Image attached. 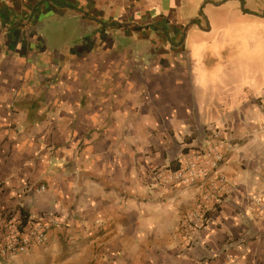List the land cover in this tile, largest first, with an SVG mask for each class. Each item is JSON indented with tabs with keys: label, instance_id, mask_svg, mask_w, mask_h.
Instances as JSON below:
<instances>
[{
	"label": "crops",
	"instance_id": "obj_1",
	"mask_svg": "<svg viewBox=\"0 0 264 264\" xmlns=\"http://www.w3.org/2000/svg\"><path fill=\"white\" fill-rule=\"evenodd\" d=\"M53 19L77 47H52ZM251 25L264 0H0V209L59 220L4 264H264V55L227 62ZM210 145L232 189L188 243L206 185L153 177Z\"/></svg>",
	"mask_w": 264,
	"mask_h": 264
},
{
	"label": "built area",
	"instance_id": "obj_2",
	"mask_svg": "<svg viewBox=\"0 0 264 264\" xmlns=\"http://www.w3.org/2000/svg\"><path fill=\"white\" fill-rule=\"evenodd\" d=\"M214 137L220 140L221 134L217 132ZM223 145L221 143L220 147ZM226 146L231 148L230 144ZM224 161L225 155L219 146L210 145L186 155L176 168H160L154 173V185L194 186L203 183L207 187L193 210L181 221V231L188 243H192L200 231L209 228V214L213 207L232 189L229 179L220 172ZM45 189L41 187L38 192ZM254 202L264 211V201ZM58 224L59 220L54 215L26 220L14 209L9 211L0 209V264L26 255L37 247L45 246L50 230Z\"/></svg>",
	"mask_w": 264,
	"mask_h": 264
},
{
	"label": "rangeland",
	"instance_id": "obj_3",
	"mask_svg": "<svg viewBox=\"0 0 264 264\" xmlns=\"http://www.w3.org/2000/svg\"><path fill=\"white\" fill-rule=\"evenodd\" d=\"M201 12V11H200ZM202 15L203 14H208L209 16L214 15V3L211 2L208 4V6L204 9V11L202 10ZM211 18V17H210ZM57 20H51L50 24L51 27H47L48 31L46 33H49L50 35L53 36V40L51 41V45L52 47L54 45H63L62 49L65 48H75L78 46V44H80V37H78V32L76 29V23L75 21H70L67 19H64L63 21H60L61 19ZM103 21L99 22L100 28L104 27L103 25ZM144 27H153L152 25V21H148L143 23ZM251 34L249 36V42L248 41H234V42H230L229 43V50L232 51L230 52V57L228 58L227 62H231L235 60V63L237 61H247L248 59H250L251 61L254 60H263V55H264V26H259V25H251ZM126 47L128 46L127 43H125ZM122 46V45H121ZM120 46V47H121ZM128 48H130L131 50H133L135 52V47L133 46H129ZM121 50V49H120ZM117 52L119 51V48L116 49ZM206 53L210 54L212 53L214 55V47H210V50H208ZM260 54V57H259ZM228 55V54H227ZM205 61L207 62L206 64V69L211 70L209 72H212L214 70V58L213 59H205L204 60V64ZM145 65H147V63H143ZM144 66V65H142ZM67 69V68H66ZM162 66H158L156 65V67L153 68V71L156 73H159L160 71H162ZM146 70V69H145ZM203 76V81L205 82V84H210L213 85L214 82H217L218 79L220 78L219 74H215L214 71L208 75H200ZM223 77V76H222ZM222 79V78H221ZM57 80V79H56ZM226 83V81H225Z\"/></svg>",
	"mask_w": 264,
	"mask_h": 264
}]
</instances>
